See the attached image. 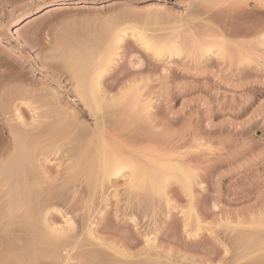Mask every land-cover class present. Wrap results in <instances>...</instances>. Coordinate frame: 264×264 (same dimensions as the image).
<instances>
[{
  "label": "rangeland",
  "instance_id": "rangeland-1",
  "mask_svg": "<svg viewBox=\"0 0 264 264\" xmlns=\"http://www.w3.org/2000/svg\"><path fill=\"white\" fill-rule=\"evenodd\" d=\"M121 29L124 37L101 87L106 100H119L110 121L123 124L111 123L108 129L118 138L124 135L137 158L144 161L149 155L153 160L157 155L165 163L163 158L169 157L165 160L191 169L195 181L190 198L175 179L166 183L161 197L151 199L147 191L139 194L136 189L139 207L145 206L140 209L133 204L135 189L125 187L124 177L112 178L91 204L97 235L105 245L131 255L130 264H147L150 258L156 264H238L235 260L251 251L257 263L264 262V0H0V153L5 144L11 147L8 125L30 124L35 116L31 108L37 105H43L37 113L45 112L49 97L43 87L55 94L60 108L93 127L64 64L69 54L73 59L94 52ZM140 32L151 43L173 44L182 54L156 57L133 36ZM218 45L224 46L225 56ZM204 47L210 51L203 53ZM121 93L128 94L125 100ZM82 110L86 117L78 115ZM18 113L23 122L15 117ZM68 157L50 155L45 163L40 156L43 176L52 179L56 170L63 174ZM156 158L153 162L161 164ZM153 162L150 167L145 161L149 169L156 168ZM79 183L71 188L77 194L69 188V195L54 191L55 208L62 212L48 220L56 228L65 227V214L79 227L87 198ZM131 197L139 213L131 211L136 212L132 199L127 201ZM188 207L201 219L196 239L188 238L184 229ZM192 219L191 233L197 221ZM40 248L36 262L46 264L49 250ZM4 261L0 264H16L10 258Z\"/></svg>",
  "mask_w": 264,
  "mask_h": 264
},
{
  "label": "bare ground",
  "instance_id": "bare-ground-1",
  "mask_svg": "<svg viewBox=\"0 0 264 264\" xmlns=\"http://www.w3.org/2000/svg\"><path fill=\"white\" fill-rule=\"evenodd\" d=\"M136 33L132 34L134 37H137L140 46L142 44L144 50L147 49L152 51L153 53H151L156 57L162 56L164 52H171L172 55L174 52H178V54L181 53V51L179 52V48L177 47V50L176 46H174L173 44H154L148 41L149 38L147 40L146 37L142 36L141 32V34ZM124 34V30H118L108 42L102 44V46L98 45L100 47H98L94 52H92L93 50H90L91 52L87 51L85 53L82 52V54L79 53L82 56H78L79 54H75L77 55V57H75V55H73L74 58L73 56H71L73 59H70L69 54L67 57L68 59L66 58L67 61H65L66 63L64 64V67H66L65 70L71 74L69 77L73 80L70 81L74 82V92L77 94V99L81 102L84 110H87V115H90V117L93 119V127L86 123L80 124L82 122H78L79 119L77 120V115L75 116L74 114H71V112L69 113V110L66 107H64L63 109L60 108L61 106H59V104L61 102L57 100L58 98L55 99V94L53 95L51 90L43 87V91L45 90L47 93V97H49V103L47 105L45 104L44 107L45 112L41 110L43 112L42 115L37 113V111L43 107V105H40L42 107L39 106V108L37 105V107L31 108V110L34 109L32 111L34 112L35 118L33 117V120L31 118L32 121H30V124H25L23 128L21 127V125V129L18 125H15L16 127H12L13 125H8V129L6 128L8 130V141L11 143V147L9 146L10 148H8L7 144H5L4 147L2 146L3 148H5L4 151L0 153V247H2L3 249L0 252V263L7 258H10V261H14L16 262V264H35L36 260L41 254L40 251H43V249H41L40 247H47V250H49V252L48 254L44 253L45 255H47L44 256L48 258L46 264H130V259H132L131 255L126 252L122 253L116 251L115 247L113 248L112 246H109L110 244L108 246L105 245V239L97 235V231H95V224H93V222L91 224L90 220L91 204L94 200V197H96L97 192L99 193L101 189H104V186H106L107 184L109 185V183L113 180L112 178L124 177V182L126 185L125 187L129 188V191L130 189L131 191L135 189L131 193H135L136 196V194L138 195V193L135 192L136 189L139 194L141 191L145 190V192L147 191V194L143 192L141 193L147 195L150 198L154 194H157L158 196L163 195L165 193L164 191H166L165 188H167L168 186L167 184L170 183L172 179H175L174 181H176L177 183L179 182V186L181 185L180 187H182L181 189L183 190V192H185L184 194L188 196V198L191 197V188H193L192 186L194 185H192V183L193 181H195L193 180L194 174L192 173V176L191 169L189 172V170L186 169L187 166L184 167L179 165L178 163H171L169 162V160H165V158L167 159L169 157L163 158L165 161L164 163L162 160V162H160L158 158H156V155L155 158L161 164H158V162L154 163L153 161H156L155 158H152L153 160H151L149 155H147V157L143 161L141 157L139 158H141L142 160L137 158L139 153L138 155H136L137 157L132 154L130 150L131 148L130 146H128L129 144L127 145L126 140L124 139L125 141H123L122 139L124 135H122L121 138H118L116 137V132H114L116 134L112 133V128V130L108 129V127L110 128L111 123H116L119 121H110V117L116 114V110L114 109H116V107L118 106L119 100L116 102V99H111V97H109V100L105 99V94L107 93H105V91L101 87V81L105 76V73L108 71L109 65H111V62L113 61V57L117 54V50L120 48L118 47V43L122 41ZM221 46L223 45H218V47H216L218 48L217 51L220 53H224L223 55L225 56V52H223L225 48L223 49ZM210 48H202V50L204 49L203 53L209 52ZM199 52L202 53V51ZM224 56H222V58ZM43 91L41 90L40 92ZM125 96L122 97V99H124ZM118 99L120 98L118 97ZM135 99L136 101L134 102H137V98ZM22 104H24V102H22L21 105ZM26 104L29 105L28 102H25L24 106L26 107ZM132 106H134V104H132ZM84 110L80 111L78 115H80L81 117H86V112ZM113 110L115 111V113H113ZM17 111H19V109L15 110V112ZM15 117L19 119V122H23L19 113L18 115H15ZM41 118H44V121L39 120ZM138 118H140V116ZM46 119H48V121ZM113 119L114 118H112V120ZM123 121L125 122V120ZM133 122L135 124L136 120H134ZM120 124L123 123L120 122ZM129 125H132V127H134L133 123H130ZM79 126H82L83 129L81 130ZM121 127L125 128V126ZM138 127L139 126H137V128ZM122 131L124 130L122 129ZM137 132L140 131L137 130L135 132V135L133 134L135 138H137ZM126 133V135H128V133L130 134V132L128 131ZM119 135L121 136V134ZM82 138H86V140L82 141ZM5 139L3 138L2 141L7 142ZM128 148L130 151L128 150ZM50 152L51 154H48ZM135 152L137 154V150H135ZM141 152L142 151H140V153ZM63 153L64 155L68 154V156H70L68 157L69 159L65 158L66 160L64 161L65 164L68 165L63 167L66 175L64 174V171L62 174L61 171H59V173L56 170V174L52 179L49 176H47L46 178V175L44 177L43 175L46 174V172L44 171V173L41 169L39 164V162L41 161L38 158L42 156L44 157V159L42 158V160H45L46 157V163L49 162L48 156L53 155V157H60V154ZM47 154L48 156H46ZM141 161L143 162L141 163ZM145 161L148 162V164H151V166L149 165L150 167H152L153 164L151 162H153L154 167L156 168L149 169V166L147 163H145ZM66 162H68V164ZM143 163L146 166H144ZM60 176V181L62 180V182H60L61 184L58 183V177ZM48 179L51 181H49ZM78 182L81 183H79L80 186L83 184L82 189H84V191L86 192V194H84L87 195L86 201L83 204V210L81 209L83 213L81 212L82 216L79 222V229H75L77 225L74 224L72 218L67 216L66 214V218L64 220L65 227L56 228L49 222L50 217L53 214H61L62 211L55 208L58 200H56L57 195L54 194V196L53 193H55V190H57L56 193L59 192L58 190H61L65 194L68 192V195L71 193L77 194L78 190H75L74 188L73 190L71 188L75 185V183L78 184ZM75 187H78V185H76ZM67 188L71 190H69L71 193ZM82 189L80 187L79 190H81L82 192ZM157 195L156 198H158ZM130 196H134V194H131ZM136 197H133L134 199L136 198V201L134 200L135 202H133V204L137 205L138 203L139 207V204L141 203L137 200H140V197L139 195ZM163 198L165 199V197H162V199ZM131 199L132 197L130 199H127V201H130ZM150 200L148 199V201ZM55 201L57 202L55 203ZM132 201L133 199L129 202L130 205L132 204ZM59 202H61L62 204V201ZM154 202L152 204H154ZM165 202L169 203L167 199ZM63 203L65 204V201ZM129 203L127 202L128 205ZM73 205L75 208V204ZM73 205H71L70 207L73 208ZM136 205H133L135 210L137 209V207H135ZM131 206H129L130 209L133 208ZM140 207H143V205ZM69 208L65 212H68ZM191 208L189 209L188 207V210L186 212L187 216H185V219H187V225H185L184 229L188 230L187 232H189L187 234L188 238L191 237L189 235L195 237L197 232L199 233L201 225L200 216H195V212H193V209ZM65 209L66 208H64V210ZM131 211L135 214L139 211V209L138 211L136 210V212L132 209ZM142 211H140V213ZM100 215L103 216L102 212L100 213ZM193 217H196L195 221L197 220V218L200 219V221L197 220L195 222L192 219ZM190 219H192L196 223H193L196 227L192 225L195 227V231H192V233L191 231H189L191 226ZM194 239H196V237ZM152 244L153 243H151V245L149 244L150 248L153 250L157 249V247ZM17 248L19 253H17L16 251ZM223 252L224 254H227V250H224ZM245 253H247V255H244L243 257L241 255L235 260L238 262V264H261L263 262L258 261L257 263L254 257L256 254L254 256H251L252 251L251 254L250 252ZM262 256L263 255L260 256L261 259ZM148 262L149 263L147 264H156L153 258H150ZM37 263L39 262H36V264Z\"/></svg>",
  "mask_w": 264,
  "mask_h": 264
}]
</instances>
